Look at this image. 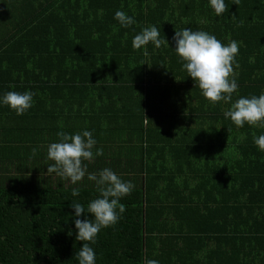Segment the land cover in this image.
Masks as SVG:
<instances>
[{
    "label": "trees",
    "instance_id": "16d2710c",
    "mask_svg": "<svg viewBox=\"0 0 264 264\" xmlns=\"http://www.w3.org/2000/svg\"><path fill=\"white\" fill-rule=\"evenodd\" d=\"M48 2L49 0H0V15L7 18L6 29L8 31L10 27L11 32L4 42V51V45L0 44V57L7 56L6 52L10 53L17 65L24 59L31 60L30 57L36 54L31 68H39L36 74L30 76L38 86H23L25 88L21 89V93L27 90L35 93L31 109L23 115H17L8 106L0 105V121L2 122L5 116L8 123L5 131L0 127V264H78L75 255L83 242L76 239L78 230L75 229L74 209L70 205L72 200H75L86 207L89 201L97 197L98 192L96 183L88 180L87 173L75 185L69 179L61 178L55 173H47V167L54 163L47 158L48 145L59 142L57 133L61 132L62 127L59 117L62 111L55 109V101L60 108H70L74 103L71 101L74 100V95L67 96L71 94V89L76 91L79 86L86 88L85 93L91 92V87L86 83L90 77L87 72L90 71L93 75L95 71L92 64L99 62L103 75L112 74V53L129 57L133 52L129 48L133 37L144 27L155 25L158 29L165 28L163 33L170 43H174L172 37L175 31L184 28L207 31L225 45L232 40L239 42V53L233 65L239 87L237 93L233 94V102L240 96H258L264 93V0H225L228 10L219 17L210 7L209 0ZM117 10L134 17L136 23L128 28L121 27L114 19ZM168 12L172 14L171 17L175 13L174 21L159 19L157 16ZM57 17L62 19L52 21ZM1 19L2 17L0 22ZM72 28L76 30L68 31ZM48 32L54 35L62 32L63 36L65 33L69 45L74 47L70 54L73 61L69 60V67L66 69L59 68L60 63L51 66L52 68L44 66V49L48 53L52 52L51 45H45L47 39L52 37ZM120 42L126 48L123 51L115 49ZM167 53L169 56L173 54L177 64L181 62L175 51ZM139 54L142 53L137 52V55ZM63 71L68 73L62 85L66 96L56 99L54 94L49 93L54 91L49 82L56 81L59 91L60 73ZM24 72L28 74L26 68ZM7 73V69H0L2 83L5 82ZM46 79L48 82H44ZM108 83L95 88L96 92L93 93L104 99L103 94L108 88ZM196 90L198 101L210 106L213 114L203 139L207 140L208 133L210 140L214 142L221 140L228 141L231 145L237 143L235 150L242 152L235 165L241 166L244 161V172L263 173L264 151L258 149L254 138L264 134V126H252L247 123L242 128L235 126L230 119L224 117V112L231 106L230 103L221 101L213 104L202 95L198 85ZM121 91V86H117L115 96H112L116 104L118 99H121ZM118 107L112 104V115L118 113L119 117L120 114H127V109L120 112L122 109ZM105 108L106 116L111 109L108 106ZM116 109L117 112H113ZM142 109L143 106L140 105V110ZM70 111L75 112L73 108H70ZM110 115L111 113L108 116ZM124 119L127 121L128 117ZM202 131L197 132L198 135ZM101 133L97 143L106 151L112 146V138L107 131ZM140 133L144 135L142 129L135 135ZM116 135L117 133L114 139ZM149 138L151 140L150 132ZM33 148L37 149L35 156L32 155ZM244 151L255 153V159L246 156ZM95 162V168H100V159ZM233 165L231 157L229 170L236 172ZM146 167L150 165L146 163ZM141 169L139 165L138 171ZM148 171L151 172V169ZM87 172L91 173L88 170ZM230 182L233 184L230 183L228 197L210 203L213 209L205 204L190 205L193 216L198 218L201 227L208 222L209 228H201V236L205 239L217 225L223 228L220 234L217 233L223 240L219 244L222 252L214 264H264V191L250 190V185H245L244 181V184L240 183L241 181L234 177ZM74 187L80 188L78 197L71 195ZM142 190L134 189L130 195L123 197L121 203L126 206V211L122 218L98 234L96 243L92 245L96 252V264H145L146 260L152 259L148 252L149 242L163 229L153 222L178 208L174 203L162 207L154 203L148 213H145L143 205L146 199ZM198 198L204 199L203 196ZM190 200L198 203L194 197ZM202 202L204 201L200 203ZM206 211L208 213L204 215L202 212ZM87 216L92 219L91 214ZM253 218L256 223L250 221ZM80 219H84V214ZM182 252L185 253L184 261L188 263L187 260L192 256L189 248L187 247L186 252L183 247ZM156 260L159 264H166L161 258Z\"/></svg>",
    "mask_w": 264,
    "mask_h": 264
},
{
    "label": "crops",
    "instance_id": "0c3cea01",
    "mask_svg": "<svg viewBox=\"0 0 264 264\" xmlns=\"http://www.w3.org/2000/svg\"><path fill=\"white\" fill-rule=\"evenodd\" d=\"M51 1L49 0L48 3ZM169 13L157 16L159 19L174 21L175 13L172 17ZM1 17L0 44L4 45L11 32L10 27L8 31L6 29L7 18L3 15H0ZM61 19L57 17L52 21ZM73 30L76 28L68 31ZM164 30L166 29H160L161 37H164ZM192 30L196 31L195 28ZM48 33L52 37L47 39L45 45H51L52 52L48 53L44 49V66L52 68L51 66L60 63L59 68L66 69L69 67V60L73 61V56L70 54L74 47L69 45L65 33V37L62 32L55 35L52 32ZM166 39L168 40L167 37ZM5 47L6 45L2 47V51ZM146 47L147 56L144 55L143 49L135 50L132 45L129 48L133 52L127 58L112 53V74L109 73L108 76L101 73L99 62L93 63L94 74L87 72L90 77L86 83L91 87V92L85 93L86 88L78 86L76 91L71 89V94L67 93L69 94L67 96L74 95V100H69L74 102L70 108H73L75 112L70 111V108H60L55 101V109H59L58 112L62 111L59 115L62 126L60 128L61 131L69 134L84 130L92 131L97 142L99 136H102L101 132L107 131L112 138V146L103 151V155L84 161V164L86 162L87 170L97 175L104 168H110L122 180L130 181L134 189L142 188L146 199L143 205L145 213H148V209L154 206V203L159 207L176 204L175 207L178 209L173 210V213H166L153 222L154 225L163 229L159 230L160 233L149 242L148 252L152 259L161 258L166 264H214L222 252L219 244L223 240L217 233L220 234L223 228L217 225L204 239L200 230L204 226L209 228L208 222L201 227L198 218L193 216L190 205L205 204L206 207L213 209L210 203L228 197L230 179L233 177L241 181L240 183L245 182V185H250V190L264 191V172H244V161L241 166L235 165L241 158L242 152V150H235L237 143L231 145L230 142L221 140L214 142L210 140L208 133L207 140L203 139L206 136L204 133L209 128L208 124L211 121L209 119L213 116L212 110L210 106L198 101L197 85L191 77H188L186 70L182 68V63L177 64L173 54L168 55V51H175V43L169 42V46L162 45L160 48L149 43ZM115 49L123 51L126 48L120 42ZM55 51L57 53H54ZM137 52L142 54L137 55ZM5 54L7 56L0 57V69H7L8 73L5 82L0 81V95L8 91L21 92V89L25 88L23 86H38V83L32 80V77L30 78L39 69L31 68L36 60V54L30 57L31 60L24 59L17 65L10 53ZM25 68L28 74L24 72ZM60 74L59 91L56 81L49 82L54 90L49 93L54 94L56 99L66 96L62 85L68 73L63 71ZM44 82H48L47 79ZM122 82L125 83L121 84ZM105 83H108V88L102 99L93 92H96L95 88L102 87ZM117 86H121L122 91L119 95L121 99H118L116 104L112 96H115ZM112 104H115L116 108L119 106L118 108L122 109L120 112L127 109V114H120L119 117L118 113L112 115ZM140 105L143 106L142 110ZM106 106L111 110L105 116ZM133 111L134 113H131ZM113 112H117V109ZM110 113L111 115L108 116ZM127 117L126 121L124 118ZM7 125L4 116L2 122L0 121V127L2 126V130L5 131ZM140 129L144 131V135L142 133L135 135ZM200 131L202 132L198 135L197 132ZM95 147L101 148L98 143ZM93 151L95 152V148ZM244 153L252 160L255 159V153L251 151H244ZM231 157L236 172L229 170L228 164ZM96 159L101 161L100 168H95ZM146 163L150 167H146ZM254 163L257 166V162ZM139 165L142 167L141 171H138ZM148 169H151V172ZM197 196H203L204 199H199ZM191 197H194L198 203L191 202ZM201 201L204 202L200 203ZM256 209L258 210L257 206ZM202 213L206 215L208 211ZM189 214H191L190 217H187ZM250 221L257 222L254 218ZM183 247L186 252L188 247L189 253L192 254L187 260L188 263L183 259L185 254L182 252Z\"/></svg>",
    "mask_w": 264,
    "mask_h": 264
},
{
    "label": "clouds",
    "instance_id": "9594fccd",
    "mask_svg": "<svg viewBox=\"0 0 264 264\" xmlns=\"http://www.w3.org/2000/svg\"><path fill=\"white\" fill-rule=\"evenodd\" d=\"M209 5L217 17L228 10L225 0H209ZM114 19L124 28L136 23L134 17L122 10L115 12ZM172 40L182 68L201 89L202 95L213 104L221 101L231 104L224 112L225 119H230L235 126L241 128L246 123L264 126V93L258 96H240L233 102V94L237 93L239 87L233 70L239 53V42L232 40L225 45L215 35L203 30L193 31L191 28L175 31ZM149 43L156 48L169 46V41L165 36L161 37L160 29L155 25L146 26L136 34L132 47L135 50L143 49L147 56L146 46ZM34 96L35 93L31 90L22 93L8 91L0 95V105L8 106L17 115H23L33 107ZM57 135L59 142L48 145L47 158L54 163L47 167V173L69 179L73 185L81 181L87 173L88 180L94 181L97 186V197L89 201L86 207L75 200L70 205L74 209L75 229L78 230L76 239L83 242L75 255L78 264H96V252L92 245L96 243L102 229L115 225L122 218L126 206L121 200L132 193L134 185L130 181L122 180L110 168H104L98 175L87 172L84 161L103 155V149L95 147L97 140L92 131L84 130L76 134L61 131ZM254 143L260 151H264V134L255 137ZM36 154L37 149L33 148L32 155ZM71 195L78 197L80 188L74 187ZM82 214L84 219H80ZM87 214H91L92 219ZM145 264H159V261L148 259Z\"/></svg>",
    "mask_w": 264,
    "mask_h": 264
}]
</instances>
